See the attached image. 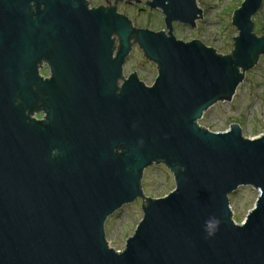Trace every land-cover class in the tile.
I'll use <instances>...</instances> for the list:
<instances>
[{
  "label": "water",
  "instance_id": "obj_1",
  "mask_svg": "<svg viewBox=\"0 0 264 264\" xmlns=\"http://www.w3.org/2000/svg\"><path fill=\"white\" fill-rule=\"evenodd\" d=\"M30 2L39 9L0 0V264H264V134L199 124L264 54L252 20L263 0L234 10L227 55L173 34L196 26L197 0L147 2L167 32L85 0H57L51 17ZM134 43L157 66L151 85L123 74ZM158 163L175 187L145 196L143 171ZM245 186L258 195L237 223L229 195ZM138 198L142 218L118 251L105 222Z\"/></svg>",
  "mask_w": 264,
  "mask_h": 264
},
{
  "label": "rangeland",
  "instance_id": "obj_2",
  "mask_svg": "<svg viewBox=\"0 0 264 264\" xmlns=\"http://www.w3.org/2000/svg\"><path fill=\"white\" fill-rule=\"evenodd\" d=\"M139 0L136 6L122 4L121 14L126 15L137 28L154 31H166L164 16L159 9L150 10L147 2ZM95 2V1H94ZM242 0H197L202 15L195 27L173 23V34L183 41L199 40L212 47L218 54L227 55L238 35L232 24V15ZM253 32L264 37V0L260 9L252 17ZM126 76L136 72L139 79L151 85L157 76V66L145 58L142 49L134 43L123 66ZM233 123L239 124L244 136L253 138L264 134V54L260 55L256 65L245 73L230 101L215 103L207 109L199 124L213 132L224 131ZM142 191L145 196H164L175 187L172 173L162 164H154L143 171ZM258 191L252 187H239L229 195V204L233 219L241 223L252 209ZM142 204L135 202L124 205L110 215L105 222L106 239L110 247L120 251L126 239L132 235L142 218Z\"/></svg>",
  "mask_w": 264,
  "mask_h": 264
},
{
  "label": "flooded vegetation",
  "instance_id": "obj_3",
  "mask_svg": "<svg viewBox=\"0 0 264 264\" xmlns=\"http://www.w3.org/2000/svg\"><path fill=\"white\" fill-rule=\"evenodd\" d=\"M39 1H41V5L39 6V9H38L36 2H30V12L41 14L42 17H49V16L51 17L53 12H46L45 10H46L48 5H50V9H52L53 11L55 9H57V7H56V1L57 0H39ZM85 1L88 4V8H90V9L102 7L105 11H107L110 8H114L116 10V12L120 13V14H121L120 8H121L122 4L130 5V6H132V5L136 6L137 4H139V0H85ZM68 2H69V0H65V3H68ZM67 8H68V6L66 7V11H67ZM112 39H113L114 44H115L113 47L114 56H115L117 51H118V48H119L120 39L115 34L112 36ZM38 72H39V75L44 79L51 78V69L45 60H41L38 63ZM134 73L137 74L136 72H134ZM124 76L127 77L125 74H124ZM118 82L120 84V79L118 80ZM41 116H42L41 114H37V118H40Z\"/></svg>",
  "mask_w": 264,
  "mask_h": 264
}]
</instances>
